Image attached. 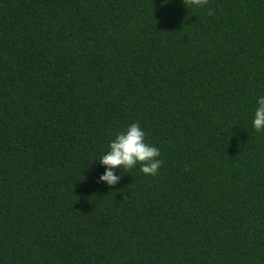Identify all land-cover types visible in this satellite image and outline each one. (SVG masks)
I'll list each match as a JSON object with an SVG mask.
<instances>
[{"label":"trees","instance_id":"obj_1","mask_svg":"<svg viewBox=\"0 0 264 264\" xmlns=\"http://www.w3.org/2000/svg\"><path fill=\"white\" fill-rule=\"evenodd\" d=\"M259 95L264 0H0V264H264Z\"/></svg>","mask_w":264,"mask_h":264},{"label":"clouds","instance_id":"obj_2","mask_svg":"<svg viewBox=\"0 0 264 264\" xmlns=\"http://www.w3.org/2000/svg\"><path fill=\"white\" fill-rule=\"evenodd\" d=\"M208 0H192L198 6L206 5ZM212 10L209 9V15ZM256 107L252 119V127L256 131L264 130V95L256 98ZM146 133L139 123H130L123 130L118 131L109 140L107 150L99 157L98 163L104 171L97 177V182L111 187L119 181L116 171L121 167L132 168L139 164L140 171L145 175H155L162 161L159 149L146 142Z\"/></svg>","mask_w":264,"mask_h":264}]
</instances>
